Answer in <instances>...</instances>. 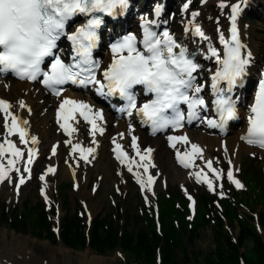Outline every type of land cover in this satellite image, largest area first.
<instances>
[{"label": "snow or ice", "instance_id": "snow-or-ice-1", "mask_svg": "<svg viewBox=\"0 0 264 264\" xmlns=\"http://www.w3.org/2000/svg\"><path fill=\"white\" fill-rule=\"evenodd\" d=\"M245 3L246 0H238L229 6L231 37L229 40L224 39L223 35L220 37L225 49L224 58L221 59L220 53L215 49L209 50L211 55L217 58V64L221 65L220 70L212 76V87L217 97L214 103L220 116L219 123L215 120L208 121L213 127L223 128L228 120L236 118L235 106L228 94L242 80L249 64V57L242 55L241 50L244 46L241 44L236 24ZM127 6L128 0H0V76L11 73L21 80L40 82L57 97H60L64 90L62 86L69 83L85 88L95 85L98 95L105 98L118 97L124 102V107L118 110L129 116L135 111L143 122L150 124L153 133L168 128L178 130L185 120L191 122L193 119H200L198 109L206 107L204 99L200 96L203 86H197L194 75L200 65L194 61V54H189L187 48L167 30L157 33L145 25L143 38L139 42L135 35L129 34L111 44L112 61L100 73L102 79L97 78L99 64L93 61L92 50L97 45V30L103 22L97 14L112 16L114 9L117 7L123 9ZM225 6L223 3L220 4L221 8ZM188 7L189 4L185 3L183 10L186 11ZM160 10L159 7L155 9L157 15ZM198 15L197 12L192 13L193 20ZM77 16L86 17V22L76 28L75 32L66 33L68 24ZM193 29L195 35L203 40L208 39L200 26L194 24ZM64 36L72 46L73 55L70 57V63H65L56 53L58 41ZM46 59L50 60L47 67L44 66ZM220 82H225L227 87L220 88ZM137 86H142L144 95L152 97L140 107H137V93L134 91ZM181 104L187 105V115L181 110ZM19 106L21 109L25 108L24 102L20 101ZM76 113L90 125L89 131L93 136L97 131L103 134V128L98 124V121L103 120L101 111L95 110L83 101L63 99L57 109V123L64 121L60 127L66 135L76 131L69 124ZM0 114L3 116L4 130L7 134L4 141L0 142V158L6 155L11 157L7 160V168L0 163L2 183L9 178V169L19 172L15 164L23 158L21 150L8 137L16 135L19 141L26 145L28 134L23 126L27 125L28 121L21 120L13 114L11 104L2 99ZM248 125L247 134L241 139L249 145L264 148V79L260 81L255 102L249 109ZM30 139L32 143H38L36 137ZM136 139L132 138V146L140 155ZM168 140L171 147H175L176 142L190 143L186 136H169ZM77 150L85 160H87L85 152L87 154L93 152L92 148L85 150L80 145H75L73 151ZM113 151L116 152V159L123 163L127 154L122 151L121 145L116 144ZM151 152L152 149L149 148L141 155V161L148 162L142 165L145 173L151 165ZM35 154V149L29 148L28 164L33 162ZM52 154H56L55 147ZM196 156H202V150L198 145L191 144V153H185L183 156L177 153V160L183 166L189 167L192 158ZM207 167L215 173L211 162H208ZM128 170L131 172L132 168L129 167ZM29 171V168H24V172ZM48 172L54 173L55 169L49 168ZM227 176L230 182L241 187L240 182L233 178L231 171ZM40 179L44 180V176L42 175ZM197 180L200 182L199 176ZM137 181L142 189L146 186L150 189L153 177L148 175L147 184L139 176ZM204 182L208 184L209 190H212V182L210 180ZM24 183L25 179L21 176L17 188ZM41 194H44L43 190ZM45 199L47 200L46 196Z\"/></svg>", "mask_w": 264, "mask_h": 264}, {"label": "bare ground", "instance_id": "bare-ground-1", "mask_svg": "<svg viewBox=\"0 0 264 264\" xmlns=\"http://www.w3.org/2000/svg\"><path fill=\"white\" fill-rule=\"evenodd\" d=\"M160 1L162 3L169 2L168 4L170 5V0ZM253 1L255 0H250L249 6L252 5ZM132 2L136 3V0H132ZM235 3H237V1H235ZM242 8L243 13L246 12L247 7L244 8L242 5ZM209 18V16L200 14L196 16L192 22H190V26L187 29L188 31H186V29L176 31L175 33L169 31L178 42L181 40L180 44L184 47L195 50L197 49L199 51V63L202 64L201 67H204L205 64H209L211 62V59L207 57L208 51L210 49H217L220 44H223L220 39V35L222 34L224 39H226V32L219 30L212 33V31L207 28ZM125 22L126 21H123L120 24L117 23V25H110L107 34L110 30L117 33ZM238 23L242 26V45L244 46L242 49L245 53H251L248 71L249 78L252 81L251 83H253L255 78H260L264 75L262 74L259 76L261 73H264V64L258 67L255 62L257 60V51L252 38L254 31L242 23L241 16L238 18ZM194 24L201 27L208 39L203 40L198 35L194 34ZM163 29V31H165L166 27ZM256 69L258 70L257 75L254 74V70ZM243 93L244 95L241 94V96L245 99L247 92L243 90ZM0 96L6 100H10L12 109L16 113L20 114L23 120L28 121L26 126L30 129L28 139L29 148L39 149L38 159L34 160L33 157V162L28 164L27 160L29 148L21 146L23 158L19 159L15 166L19 169V172L9 169V178L0 183L2 196L8 198L9 200L24 199L28 195V189L30 190L32 182L39 174L40 161L45 156L47 151L49 162L46 164V169L42 172L44 180H41L44 193L46 194L50 192L49 190L51 186L49 183L51 177L71 179L78 185V189L88 188L93 170H97L98 172H101L102 170L103 175H101V179L106 177V179H109L111 183L116 181L114 174L115 170L121 173L122 177H124V172L127 171H125V168L118 165L117 161L113 157L111 149L114 146L112 145L114 140L116 144L127 146L129 144L130 134L136 135L142 151L149 148L154 149V165L152 166V171H154L153 175H155L158 179L155 186L158 183H166L168 179L183 180L187 177H193L192 172L186 171L176 164L173 158L174 150H184L191 144L198 145L202 150V156L196 157L197 165L199 167L207 161L205 159V154L208 156V153L212 152L214 149L224 152L228 160L231 161L230 171L234 175L238 170L242 154L252 149L240 141L243 133H238L236 136H232L229 133L226 137L221 138L214 136L211 133L203 132L201 128L183 129L176 134L169 133L167 136L162 137H149L139 126H134L128 123L124 118H119L115 115H111L109 112H106L104 122L106 132L103 134L95 133L93 136L91 132L88 131L87 124L78 118L75 120L76 131L71 134L70 141L85 145L87 148L97 147L96 152H94V154L89 158V164L86 160L77 159L76 155H72L71 147L66 146L65 144V141L68 140V138L63 137L58 126L54 122V109L59 100L74 98L78 101H82L85 99L83 95L67 92L65 96L57 99L49 95V93L38 84H31L28 82H21L6 78L0 81ZM242 97H240V103H242ZM20 101L24 102L25 108H20ZM99 107L101 106H96V108ZM247 108H249V105ZM39 111L42 115H44L43 120L41 121L38 119ZM121 134H123V136H121ZM3 135L4 132L2 122L0 120V142ZM33 136L36 137L38 143L31 142L30 138ZM169 136H186L190 143L184 144L176 142L175 147H171L170 141L168 140ZM93 140L95 143H93ZM53 147L56 149L55 155L52 154ZM65 150L67 152L63 157H61L62 151ZM75 159H77V163H75ZM2 164L7 168L6 162H3ZM25 167L30 169V173L27 172L28 174L23 176V169ZM49 168L55 169V172H48ZM136 171L137 169L134 170V173ZM134 173L129 174L127 172V175L136 181L137 176L144 180L140 171L136 174ZM84 175L88 177L82 179V176ZM21 176L24 177L25 183L19 186H22L24 189L20 188V190L17 191L16 188L19 184ZM220 176H222V173H220ZM152 191H154V189ZM90 212L91 214H94V211L91 210ZM13 231L14 230L10 231L8 228L0 229V264H43L41 260L45 261V264H106V257L95 255L90 248L86 251L75 253L77 260L74 263L69 257L72 250L63 244H60L59 247H48L45 256L36 254L35 256L27 259V255L30 252L36 251V240L22 237Z\"/></svg>", "mask_w": 264, "mask_h": 264}, {"label": "rangeland", "instance_id": "rangeland-1", "mask_svg": "<svg viewBox=\"0 0 264 264\" xmlns=\"http://www.w3.org/2000/svg\"><path fill=\"white\" fill-rule=\"evenodd\" d=\"M235 1L238 2V0H209L206 4H201V0H170V5L168 6L167 11V19L170 23L169 27L173 33L183 30V27H188V23L193 20L192 13L197 12L199 15L201 14L210 17L207 23V28L212 31V33L219 30L226 32L230 13L229 6L235 3ZM152 2L156 3V0H153ZM185 3L189 4V7L186 11L183 10ZM221 3L225 4L226 6L221 8ZM142 5L143 4H141L140 7H142ZM243 6L244 8L247 7V10L244 13L243 11L240 13L241 21L244 25L250 27L254 31L252 38L253 44L257 51V60L255 62L257 66L260 67L262 64H264V0H255L252 2L251 6H249V3L246 2ZM137 8L138 5H135L134 10ZM251 13H254L253 23H249L245 19V16ZM210 68L211 66L209 65L204 68L202 79H205L204 77L208 75L207 72L210 70ZM254 74L257 75L258 72L254 70ZM43 117L44 115H42L39 111L38 119L41 121L43 120ZM242 131V125H238V127L233 130L231 135L236 136V134L242 133ZM66 152V150L62 151L61 157H63ZM48 158L47 151L45 156L40 161L39 174L35 177L30 190L28 189V195L24 199L9 200L8 198L2 196L0 190V229L8 228L10 231L13 230L11 229L10 224L4 221V217L13 216L16 211H20L22 214H24L22 209L25 206L33 207L36 205V207L39 208L44 203L48 209L51 208V205L56 207V213L52 219V226L54 231L56 229L58 231L62 219L65 216L62 202L64 195L66 196V203H64V206L68 207L72 213L77 212L80 217L85 220V223L87 218L84 214L82 203H86L89 210L94 211V214H92V219H95L99 214L105 215L108 212H114L117 219V224L120 228L124 227L128 222L127 218L132 217L133 215H139L143 218H147V220L150 218L148 217V212H153L154 216L156 212H159L155 206L156 201L158 200V197H161L162 195L164 196L165 194H170L173 199H176L178 196L177 194L183 192L188 198L191 197L190 205L193 209H195L194 196L202 193H211L212 195L221 197L226 201V203L236 207L237 213L235 216H237L239 219H243L245 216H252L254 219V222L252 223L253 226H255V224L256 226L258 225V214L260 209L263 208L262 201L264 200V193L258 192V175L256 174L253 176V174L258 170L261 172L263 171L264 173V153L253 148L242 154L241 161H239L238 170L233 175V178L236 177V179L242 180L243 178V184L245 187L244 189L243 185L239 188L234 187L233 183L228 179L227 174L230 171L229 160L225 156L224 152L214 149L212 152L208 153V156L205 154V159H211L214 161L223 175V180L217 181L215 183L214 191H209L208 188L200 186L202 184L197 183V180L193 179L192 177H187L183 180L168 179L166 183H158L156 186H154V191H152V188L149 189L147 186L142 189L140 183L128 176L126 172H124V177H122L121 173L115 170L114 174L116 181L111 183V181L106 179V177L101 179V175H103L102 170L101 172L93 170L87 189L80 188L76 190L73 186V180L51 177L49 183L51 186L49 190L50 192L42 196L40 191L44 188L42 187L40 177L42 176V172L46 169V164L49 162ZM246 172H249V175H247ZM23 176H25L24 170ZM87 177L88 176L84 175L82 176V179ZM64 185H71V188L68 187V189L63 190V193L60 196L59 187H63ZM45 196L47 197V200L45 199ZM258 204H260V206H258ZM115 208L119 210L118 213H116ZM213 209L215 214L219 213L221 210V203H218L217 201L214 202ZM251 211H254V213ZM24 215L26 216V214ZM224 222L225 230L228 231L233 236V238L238 239L241 234V227L239 223L236 221L230 223L228 219H225ZM26 224L27 232H18L15 230L13 232H16L22 237L36 240V251L30 252L27 255V259L29 257L35 256L36 254L45 256L48 247H59L60 244H63L60 237L57 238L56 243H52L47 239L37 238L34 235V227L30 223ZM157 224L158 223L155 222V225ZM139 225L144 226L146 225V222L143 221V224L140 223ZM158 227L159 226H157V229ZM128 229L132 231L133 224H130ZM259 232L264 239V231L260 228ZM188 235L189 234L183 235V240L185 241L188 255L193 260L192 264H197L194 261L195 254L201 253V256H205L215 249L216 233L210 225L200 229V234L195 243H192L188 239ZM251 247V243H244V250L248 251L251 249ZM87 249H71L72 253L69 254L70 259H72L75 263L77 260L75 253L83 252ZM94 254L98 255L96 253ZM98 256L106 257V264H128V262L132 260V258L121 249H116L115 251L109 252L105 255ZM178 257L183 260V255L181 252L179 253ZM41 261L43 264H45V261Z\"/></svg>", "mask_w": 264, "mask_h": 264}, {"label": "trees", "instance_id": "trees-1", "mask_svg": "<svg viewBox=\"0 0 264 264\" xmlns=\"http://www.w3.org/2000/svg\"><path fill=\"white\" fill-rule=\"evenodd\" d=\"M261 175H258L260 188L263 181ZM177 195L176 199L165 196L160 203L163 222L161 233L157 232L151 219L146 221V225L140 226L143 218L139 215L128 217L126 225L120 228L111 212L99 214L89 232H86L83 220L66 207L59 229L60 239L70 249L85 250L90 247L98 255L121 249L132 258L128 264H192L193 260L188 255L183 235L189 234L188 239L195 243L200 229L210 225L216 233V246L205 256H201V253L195 254L194 261L197 264H264V239L252 225V218L239 219L235 216V208L225 203V215L222 216H226L230 223L237 221L241 227L240 237L235 240L225 230L222 216L211 214L214 197L197 196V214L188 222V201L181 193ZM24 208L26 216L16 211L13 216L4 217V221L18 232H27L26 223H30L37 238L56 243L57 237L52 231V222L44 206ZM259 223L264 231V200L263 209L259 212ZM130 224H133L132 231L128 229ZM245 242L252 244L248 251L244 250ZM180 252L183 260L178 257Z\"/></svg>", "mask_w": 264, "mask_h": 264}]
</instances>
